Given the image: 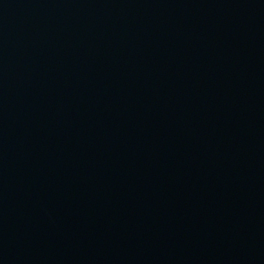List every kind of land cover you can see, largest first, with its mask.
I'll use <instances>...</instances> for the list:
<instances>
[{
  "label": "water",
  "instance_id": "water-1",
  "mask_svg": "<svg viewBox=\"0 0 264 264\" xmlns=\"http://www.w3.org/2000/svg\"><path fill=\"white\" fill-rule=\"evenodd\" d=\"M0 264H264V0H0Z\"/></svg>",
  "mask_w": 264,
  "mask_h": 264
}]
</instances>
